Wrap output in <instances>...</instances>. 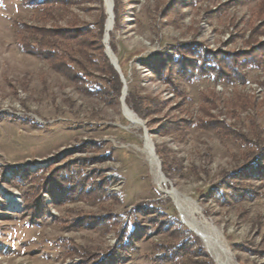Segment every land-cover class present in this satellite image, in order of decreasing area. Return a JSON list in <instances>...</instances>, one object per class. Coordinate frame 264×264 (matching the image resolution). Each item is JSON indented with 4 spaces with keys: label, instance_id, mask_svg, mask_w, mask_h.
<instances>
[{
    "label": "rangeland",
    "instance_id": "374dc122",
    "mask_svg": "<svg viewBox=\"0 0 264 264\" xmlns=\"http://www.w3.org/2000/svg\"><path fill=\"white\" fill-rule=\"evenodd\" d=\"M112 9L103 42L105 0H0V264H216L188 208L232 264H264V158L246 143L264 145V0ZM200 53L243 80L216 81Z\"/></svg>",
    "mask_w": 264,
    "mask_h": 264
},
{
    "label": "bare ground",
    "instance_id": "6f19581e",
    "mask_svg": "<svg viewBox=\"0 0 264 264\" xmlns=\"http://www.w3.org/2000/svg\"><path fill=\"white\" fill-rule=\"evenodd\" d=\"M105 7H106V11H105L106 20L104 24V34L106 37V33L109 36V33L113 27V23H112L113 9L111 8V0H105ZM122 111H123V115L125 116L126 119L129 120V122H131L135 126L141 127L138 117L133 113V111L130 108L123 106ZM142 138L144 139L145 142L142 151L147 154V160L148 163L150 164L152 176L156 182V185L158 186V189L164 192L165 188H167L164 187V185H167L168 181L164 179L162 172L158 170V162L156 161L155 157L152 154L153 143L146 136H142ZM167 189L168 190L165 191L166 192L165 194L172 195L181 204L182 200L180 194H178L174 189L171 190L169 188ZM197 210L194 208L186 209L184 216H182L184 223L194 233L200 236V238L204 243V246L206 247L207 252L212 256L216 264H232V257L230 255L228 247L222 241L219 240V237L217 236L218 234L216 233L215 228L213 227L214 224L212 225L209 221L205 220L204 218L206 217L204 216L203 218V216L200 215L201 212H199V209ZM196 214L197 215L199 214L200 218L197 217Z\"/></svg>",
    "mask_w": 264,
    "mask_h": 264
},
{
    "label": "trees",
    "instance_id": "16d2710c",
    "mask_svg": "<svg viewBox=\"0 0 264 264\" xmlns=\"http://www.w3.org/2000/svg\"><path fill=\"white\" fill-rule=\"evenodd\" d=\"M261 44V43H260ZM246 54V53H245ZM200 58H201V69H202V72H205V71H211V72H214L213 73V78L216 80V81H219V80H232V79H241L243 80V76L241 75V73H238V72H234V74L232 75H229L228 73H226L221 67L218 66H211L209 65V68L208 67H205V62L209 61L211 62L212 60L217 61L218 60V55H215L212 59H208V56L205 55V54H199ZM219 64V63H218ZM107 67L109 69V72L113 75V78L112 80L117 84V92H118V86H119V81H118V76L116 74V72L112 69V67L107 63ZM209 69V70H208ZM213 69V70H212ZM126 103L130 106H133V103H132V99H131V95L129 94L128 97H126L125 99ZM133 108V107H132ZM135 110L137 109L136 107L134 108ZM200 121H198V124L199 125H202L204 127L206 126H209L210 122H206V121H203L202 119H199ZM228 130V128H226ZM232 135H234V132H231ZM231 135V136H232ZM235 138V137H234ZM247 138H245L246 140ZM248 142V144H250V146H258L256 147V150L253 152V154H257L259 159L260 157L261 158H264V145H260L262 144V142H260L258 140V142H252L251 140H246V143ZM262 154V155H261ZM262 172V171H261ZM262 175L264 176V172H262ZM28 204V203H27ZM35 204L34 203H31L30 206H31V211L33 213H35L37 211V207H33ZM37 208V209H36ZM195 239V243L198 242V247L199 249L201 250L202 247L200 246V240L198 237H194ZM119 252H113L111 255H109L108 257L102 259L101 261L97 262V264H114L115 260H117L118 256H119ZM207 262L209 264H212V262L208 259Z\"/></svg>",
    "mask_w": 264,
    "mask_h": 264
},
{
    "label": "water",
    "instance_id": "95a60500",
    "mask_svg": "<svg viewBox=\"0 0 264 264\" xmlns=\"http://www.w3.org/2000/svg\"><path fill=\"white\" fill-rule=\"evenodd\" d=\"M111 8H112V0H111ZM112 17H113V15H112ZM112 23H113V18H112ZM108 37H109V36H108L107 33H106V37H105V34H104V41H103V42H107ZM104 46L106 47V51H105L106 56L110 59L111 64L114 66V68H115V69L117 70V72L119 73V75H120L122 81H124L123 73H122V71H121V68H120V66H119V64H118V62H117V59H116L115 55H114L113 52L110 50V47H109V46H107V45H104ZM123 99H124V95L122 96V100H123ZM123 105H124L125 107H127L125 104H123ZM133 113H134V112H133ZM146 133H147V132H145V136L148 137ZM149 140H150V139H149ZM150 141H151V140H150ZM151 142H152V141H151ZM152 154H153V156L155 157L156 161L158 162V159H157V157H156V155H155L154 146L152 147ZM158 170L161 172L159 162H158ZM162 175H163V173H162ZM163 177H164V175H163ZM164 179H165V177H164ZM165 180H166V179H165Z\"/></svg>",
    "mask_w": 264,
    "mask_h": 264
}]
</instances>
